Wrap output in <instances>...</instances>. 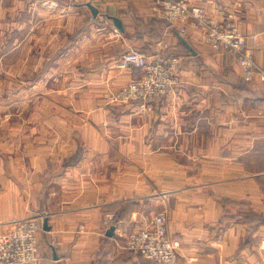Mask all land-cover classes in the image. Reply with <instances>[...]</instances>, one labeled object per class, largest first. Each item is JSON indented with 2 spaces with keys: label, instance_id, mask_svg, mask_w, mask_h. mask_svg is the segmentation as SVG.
I'll return each instance as SVG.
<instances>
[{
  "label": "crops",
  "instance_id": "crops-1",
  "mask_svg": "<svg viewBox=\"0 0 264 264\" xmlns=\"http://www.w3.org/2000/svg\"><path fill=\"white\" fill-rule=\"evenodd\" d=\"M33 2L41 6L31 16L30 0H0V85L19 83L41 108L21 127L22 141H0V233L43 215L33 264H155L131 254L122 236L165 213L168 236L180 240L176 264H264L257 73L246 79L242 64L201 41L199 27L170 24L156 0ZM190 2L256 34L250 53L264 71V0ZM106 26L112 39L91 46ZM62 35L64 65L47 78L44 55ZM30 38L40 47L52 38L34 67ZM124 50L182 56L175 85L145 102L104 104L107 92L141 76L120 65ZM30 70L40 75L34 81ZM108 212L123 219L111 236L102 225Z\"/></svg>",
  "mask_w": 264,
  "mask_h": 264
},
{
  "label": "built area",
  "instance_id": "built-area-1",
  "mask_svg": "<svg viewBox=\"0 0 264 264\" xmlns=\"http://www.w3.org/2000/svg\"><path fill=\"white\" fill-rule=\"evenodd\" d=\"M156 1L170 24L180 21L199 27L202 30L201 41L242 64L246 79H252V75L257 73L264 81V71L257 66L250 53L257 41L256 34L247 36L219 13L218 17L205 15L190 0ZM185 31V27H179L181 34ZM119 62L121 66H134L142 73L140 77L130 79L118 89L106 93L104 99L109 103L125 105L145 102L166 94L176 83L179 58L175 55L150 59L141 52L129 50L122 54ZM261 112L264 113V107ZM43 218V215H39L17 220L11 228L0 233V264H33L39 261L38 234ZM122 224L123 219L114 212H108L102 218L104 227L114 226L117 230L121 229ZM122 237L131 254L155 264H176L180 240L168 236L165 213L155 214L146 226L133 229Z\"/></svg>",
  "mask_w": 264,
  "mask_h": 264
},
{
  "label": "rangeland",
  "instance_id": "rangeland-1",
  "mask_svg": "<svg viewBox=\"0 0 264 264\" xmlns=\"http://www.w3.org/2000/svg\"><path fill=\"white\" fill-rule=\"evenodd\" d=\"M40 6H41L40 4H37V3L33 2V0H30V11H31L30 15L31 16L34 15L35 8L40 7ZM49 24H51V23H49ZM91 24H93V23H91ZM95 24H100V23H95ZM234 24H236V23H234ZM48 28L50 29V26ZM104 30L106 33L104 34V32H103L100 39H94V42L90 43L91 46L92 45H94V47H96V45L100 46V44L105 43L106 40L112 39V38H109L110 34L107 33L108 31H110V26H106V28H104ZM111 30H113V29H111ZM62 39H64L63 35L60 36L59 39L57 38L56 41L54 40L55 41L54 44L56 45L57 48H56L55 52H50V53H53L54 55L51 56L49 53H46L44 55L43 66L46 67V70H43V68H42V70H43V74L45 73V75H48L47 78L59 76L58 73L55 72L56 70L54 68H51L52 65L55 66V68H57V67L61 68V65H64L65 61L62 60L63 57H59V56H61L63 48H64L62 46L63 43L60 42ZM90 40H91V37L89 38V41ZM44 41H47V40L44 39ZM51 41H52V38L49 39V43H46V44H49L48 47H44L43 45H42V47L46 48V50L51 49V48H49L50 46L52 47ZM120 41H122V40L121 39L119 40L117 46L120 45V43H121ZM29 42H30V49L33 50V53H30V64L32 66L34 64V66H35L37 61L40 60V58L38 57V53L36 54V51L40 52L43 49L38 44V39L30 38ZM67 44L65 45L66 48L69 46ZM106 44H107V42L105 43V45ZM61 47H63V48H61ZM66 50L68 51V49H66ZM213 51H215V50H213ZM216 52H220L223 55V57L227 60L236 61L234 58L224 54L222 51H216ZM56 56L58 58L57 59L58 62L55 63V57ZM175 56L178 57L179 61L182 62V56H180V55H178V56L175 55ZM66 58H67V56H66ZM4 72L5 71L3 69L0 70V81H2V83H4L3 80H5V78H6V74ZM12 72H14V71H12ZM39 73H41V70L39 71ZM52 73H54L53 76H52ZM37 75H39L37 70L32 71V74H31V70H30V80L34 81L36 79ZM22 95H24V92L21 90L19 83L17 86H8V85H3V84L0 85V141L1 142L13 143L19 139H20V141H22V138H19V136L21 135V131H22L21 127H25L28 123H31L30 120L32 118L30 117V114H32L35 110L41 109L38 107V103L36 101L32 100L31 96L33 94H30L29 98H26V96L22 97ZM105 103L107 105H113L112 103H109L107 101L104 102V104ZM14 137H16V138H14ZM13 138H14V140H13ZM38 237H39V234H38Z\"/></svg>",
  "mask_w": 264,
  "mask_h": 264
},
{
  "label": "water",
  "instance_id": "water-1",
  "mask_svg": "<svg viewBox=\"0 0 264 264\" xmlns=\"http://www.w3.org/2000/svg\"><path fill=\"white\" fill-rule=\"evenodd\" d=\"M91 8H92V11H93L94 13H96V9H95L94 7H91ZM114 23H115V25H116L118 28L121 29L120 22H118L117 19H114ZM184 43H185V44L187 45V47L192 51V47H191L187 42L184 41ZM114 230H115V227H114V226H110V227L108 228V230L106 231V234H107L108 236H111V235L114 234Z\"/></svg>",
  "mask_w": 264,
  "mask_h": 264
}]
</instances>
